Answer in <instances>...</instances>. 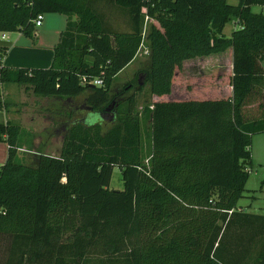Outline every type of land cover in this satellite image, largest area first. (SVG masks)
<instances>
[{"label":"trees","instance_id":"16d2710c","mask_svg":"<svg viewBox=\"0 0 264 264\" xmlns=\"http://www.w3.org/2000/svg\"><path fill=\"white\" fill-rule=\"evenodd\" d=\"M235 1L0 0V31L31 38L37 14L65 16L48 67L0 62V93L15 83L58 99L61 132L56 154L23 163L20 127L0 123V264H264V214L237 207L264 132V14L251 9L264 0ZM103 2L127 30L105 21ZM148 18V61L116 89ZM227 49L231 69L183 79L208 90L174 91L184 60ZM145 84L151 102L137 111ZM115 165L122 190L109 188Z\"/></svg>","mask_w":264,"mask_h":264},{"label":"rangeland","instance_id":"374dc122","mask_svg":"<svg viewBox=\"0 0 264 264\" xmlns=\"http://www.w3.org/2000/svg\"><path fill=\"white\" fill-rule=\"evenodd\" d=\"M229 3L235 4L236 1L229 0ZM261 8L260 5L251 6L253 12H259ZM97 9L110 26L118 30H127V18L116 6L103 2L98 5ZM60 15L64 17L62 14ZM150 21L151 19L148 18L144 25V45L140 48L136 58L116 77L114 82L116 89H120L122 84L133 80L136 73L146 65L149 53L144 54L143 50L147 48L146 40ZM233 21L228 22L223 29V33L226 36H229L230 32L237 27L236 20L235 22ZM35 29H38V26L34 28V31ZM226 57L227 54L225 53L223 56L213 55L211 58H206L207 60L204 62L190 59L184 60L180 74L175 71L176 74L173 78L174 91L180 92L186 86L191 93L200 90V86L202 89L208 90V85L204 87L199 81L189 80L185 82L183 79L193 75L211 74L214 70L213 67L226 64ZM150 102L149 85L145 84L143 90L136 96L135 109L140 111L144 105H148ZM13 106L15 109L9 108L5 111L0 109V123L9 120V122L20 127L21 147L17 150V155L21 161L28 163L32 153L39 151L50 155L56 154L61 142V132L57 130L58 125L56 123L57 110L60 109V101L54 97L35 96L28 91L20 93L18 104ZM148 128L149 121L144 124V139L148 133ZM0 143L5 145L1 141ZM250 151V162L246 164L249 177L245 185V191L239 199L237 207L247 212L264 214V132L256 133L252 136ZM109 188L115 190L123 189L121 169L117 165L113 167ZM2 244L0 243V245Z\"/></svg>","mask_w":264,"mask_h":264},{"label":"crops","instance_id":"0c3cea01","mask_svg":"<svg viewBox=\"0 0 264 264\" xmlns=\"http://www.w3.org/2000/svg\"><path fill=\"white\" fill-rule=\"evenodd\" d=\"M43 15L44 16L40 20L38 29H35V31L33 32V37L31 38L26 37L21 32L17 31L6 32L5 40H0V47L6 48L1 59V65L3 67L46 68L50 65L52 58V47L57 42L58 34L64 27L65 16L63 15L64 17H61V15L57 13H46ZM225 53L227 54V57L225 58L226 64L215 66L213 67V69H231L232 56L230 49H227L226 51L218 54L196 57L190 60H199L201 62H204L205 60H207L206 58H211V56L213 55L223 56V54ZM14 84L15 83H3L1 86L0 100L2 101V106L0 107V109H2L3 111L9 108L15 109L13 105L18 104L20 93L28 91L31 92L28 89L25 90L21 85ZM5 156L6 145H2V143H0V164L4 161ZM239 209L247 212L242 208Z\"/></svg>","mask_w":264,"mask_h":264},{"label":"built area","instance_id":"2783aa9c","mask_svg":"<svg viewBox=\"0 0 264 264\" xmlns=\"http://www.w3.org/2000/svg\"><path fill=\"white\" fill-rule=\"evenodd\" d=\"M261 11L264 14V7L261 8ZM41 18H42L41 14L36 15L35 19L33 20L34 27H37L40 25ZM5 38H6V32L0 31V40H5ZM142 47H143V45H141L140 48H142ZM143 53L148 54V48H144ZM1 59H2V55L0 54V62H1ZM92 83L95 85H101L102 82L100 79L96 78L92 81Z\"/></svg>","mask_w":264,"mask_h":264}]
</instances>
